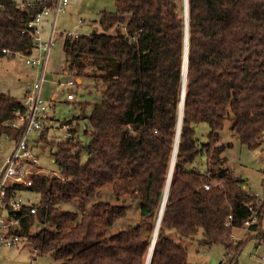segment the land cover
<instances>
[{"label": "trees", "instance_id": "trees-1", "mask_svg": "<svg viewBox=\"0 0 264 264\" xmlns=\"http://www.w3.org/2000/svg\"><path fill=\"white\" fill-rule=\"evenodd\" d=\"M53 2L0 0V57L32 55L29 24ZM113 2V12L98 16L100 32L60 35L62 72L72 80L92 78L103 93L87 116L82 103V114L68 121V138L56 143L53 154L58 174L33 177L27 190L41 203L34 215L20 214L16 233L33 253L59 264H145L176 143L186 52L175 160L150 264H187V251L169 232L180 240L201 233L199 244L222 245L227 264H235L244 242L232 241V232L251 218L252 206L257 220L247 230L263 240L264 201L257 203L226 169L222 152L229 144L218 142L226 120L241 145L256 149L264 142V0ZM22 110L20 99L0 92V145L18 137L11 123ZM200 123L209 128L204 141L196 138ZM104 186L118 202H137L143 226L108 236L126 213L123 203L99 200L80 213L54 203L101 198Z\"/></svg>", "mask_w": 264, "mask_h": 264}, {"label": "rangeland", "instance_id": "rangeland-1", "mask_svg": "<svg viewBox=\"0 0 264 264\" xmlns=\"http://www.w3.org/2000/svg\"><path fill=\"white\" fill-rule=\"evenodd\" d=\"M21 4L32 0H15ZM113 0H69V4L63 13L56 17V28L58 32L74 31L79 35H88L92 31H99L97 19L102 11L113 12ZM49 19L48 28L44 33L46 37L51 26L53 16ZM111 32V31H110ZM63 38L57 35L55 49L49 54L46 64L45 83L42 96L53 105V118L46 123L38 134L41 140L33 141L32 146L35 155L38 158L36 170L39 175L54 176L58 174L57 167L53 163V154L55 145L58 142L68 138V130L65 124L70 125L73 117L80 116L82 113L78 109L82 103H87L88 107L82 115L87 116L91 107L101 101L102 88L99 83L94 82L92 78H83L81 84L75 81V85L68 88L59 86V83H66L69 76L62 72L66 65V56L63 52ZM34 51L31 56H37ZM36 70L25 65L22 55H15L13 58L0 57V92L9 93L20 99L22 96V87L27 86L35 79ZM68 92L74 94V100H67ZM73 125V124H72ZM78 138L82 145L87 143V136L83 134V126L80 124ZM209 131L206 123H200L196 127V138L204 141ZM43 139V140H42ZM219 144L227 145L222 155L225 157V167L230 173L240 178L247 191L252 194L262 195L264 192V142L256 149H249L240 144L237 136L231 132L230 123L226 120L224 128L219 134ZM11 143L7 139L1 142V154L6 155ZM80 160L85 162L87 152L82 148L79 153ZM102 197L95 195L89 197H75L72 200L55 199L54 203L64 210L72 212L89 211L93 203L97 201H106L114 204L123 203L126 213L122 218L117 219L108 229L107 235L110 236L127 226H143L138 205L131 199H122L118 202L108 186L101 188ZM21 196L24 201H29L33 205H39L41 198L39 194L23 190ZM263 240L258 239L256 233H249L246 226L240 229H234L232 232V241L244 242L236 258L235 264H264V211L260 224ZM35 231V227L30 229ZM168 237L174 242L185 248L187 251V264H227L225 250L222 245L204 246L199 244L201 233L195 240H180L174 232H169ZM0 264H59L53 261L48 255L38 256L32 252L31 244L25 241L18 248L0 247Z\"/></svg>", "mask_w": 264, "mask_h": 264}, {"label": "built area", "instance_id": "built-area-1", "mask_svg": "<svg viewBox=\"0 0 264 264\" xmlns=\"http://www.w3.org/2000/svg\"><path fill=\"white\" fill-rule=\"evenodd\" d=\"M68 4L69 0H54L52 7H44L29 24L32 30L34 51H37L38 55L22 57L25 60V65L36 70V74L35 79L25 88L22 101L23 110L15 113L11 123V128L18 131L19 135L13 140L9 137L5 138L11 140L13 146L6 156H0V247L17 248L26 241L16 233V230H20L22 227L19 216L24 212L34 215L37 209V205L24 201L21 196L23 190L32 186L33 177L38 174L36 170L38 158L29 145V139L31 135L43 130L45 122L54 113L53 105L42 97V88L46 81L47 60L49 54L55 49L57 35L79 36L75 31H63L59 34L55 26L57 15L63 13ZM51 15L53 19L45 37L41 23L44 18ZM59 85L70 88L75 85V81L69 79L65 84L60 83ZM66 99L74 100V94L68 92ZM68 126L65 124V128ZM205 188L208 189V186ZM253 195L257 203L261 204L264 201V192L262 195ZM249 210L252 216L244 222L247 229L257 220L256 210L252 206L249 207ZM230 218L231 216L228 217V219Z\"/></svg>", "mask_w": 264, "mask_h": 264}, {"label": "water", "instance_id": "water-1", "mask_svg": "<svg viewBox=\"0 0 264 264\" xmlns=\"http://www.w3.org/2000/svg\"><path fill=\"white\" fill-rule=\"evenodd\" d=\"M185 2H186V0H185ZM186 66H187V59H186V52H185V59H184V66H183L182 100H181V105H180L179 125H178L176 143H175V147H174V153H173V157H172V162H171V167H170V171H169V176H168L166 188H165V191H164V196H163V199H162V202H161V206H160V210H159V213H158V216H157V220H156V223H155V227H154V231H153V234H152L150 247H149V250H148V254H147V258H146L145 264H149V261H148L149 254H150V252H152V249L154 248V245H155V239H156V236H157L161 215H162L163 208H164L165 202H166V195H167L168 186H169L168 184L170 182L171 170H172L173 165H174L176 146H177V140H178V133H179V126H180V119H181V115H182V104H183V96H184V83H185V76H186L185 70L187 69Z\"/></svg>", "mask_w": 264, "mask_h": 264}, {"label": "crops", "instance_id": "crops-1", "mask_svg": "<svg viewBox=\"0 0 264 264\" xmlns=\"http://www.w3.org/2000/svg\"><path fill=\"white\" fill-rule=\"evenodd\" d=\"M35 1H38V0H32V1H30L29 3L31 4V3H33V2H35ZM48 23H49V19L46 17V18H44L43 20H42V23H41V27H42V31H45V30H47V26H48ZM75 31V30H74ZM63 32V31H62ZM61 32H59V34H60ZM78 84H81V82H82V80H77L76 81ZM60 84V83H59ZM58 84V85H59ZM44 86V85H43ZM60 86V85H59ZM25 88H26V86H24V87H22V96H21V98H20V101H23V99H24V95H25ZM42 91H43V88H42ZM43 97V96H42ZM45 100V99H44ZM45 101H47V100H45ZM48 102V101H47ZM50 118H53L52 117V115H51V117H49L48 118V120L46 121V123L50 120ZM42 132V131H41ZM35 134H38V133H35ZM38 140H41V136H40V138L39 137H34V139L32 140V141H30V139H29V145H30V147L32 148V151H33V153H34V150H33V146H32V142L33 141H38ZM43 140V139H42ZM10 143H11V145L13 146V142L11 141V140H8ZM12 146L9 148V150H8V153L10 152V150H11V148H12ZM0 150H1V145H0ZM7 153V154H8ZM6 154V155H7ZM6 155H3V154H1V152H0V156H6ZM34 155H35V153H34ZM18 248V247H17Z\"/></svg>", "mask_w": 264, "mask_h": 264}, {"label": "bare ground", "instance_id": "bare-ground-1", "mask_svg": "<svg viewBox=\"0 0 264 264\" xmlns=\"http://www.w3.org/2000/svg\"><path fill=\"white\" fill-rule=\"evenodd\" d=\"M187 67V66H186ZM185 73H186V70H185ZM172 171H173V168H172V170H171V175H172ZM170 179H171V176H170ZM169 184H170V182H169ZM168 184V185H169ZM168 188H169V186H168ZM168 192V191H167ZM167 196V195H166ZM152 251H153V249H152ZM151 255H152V252H150V254H149V259H148V261H149V264H150V260H151Z\"/></svg>", "mask_w": 264, "mask_h": 264}]
</instances>
